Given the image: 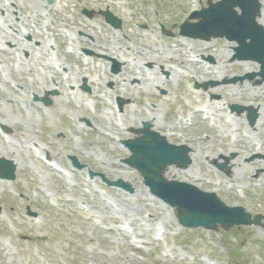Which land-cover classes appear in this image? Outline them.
Instances as JSON below:
<instances>
[{
	"label": "rangeland",
	"instance_id": "rangeland-1",
	"mask_svg": "<svg viewBox=\"0 0 264 264\" xmlns=\"http://www.w3.org/2000/svg\"><path fill=\"white\" fill-rule=\"evenodd\" d=\"M1 4L0 125L10 129L11 140L0 135V157L13 159L18 169L15 179L0 180V264H264V226H180L169 205L149 194L138 172L121 161L129 151L119 143L135 135L129 127L152 119L154 130L171 134L169 142L192 150V165L170 166L171 176L264 215V123L257 127L264 81L256 82L259 75L231 81L257 72L256 62L231 60L233 41L181 36L191 0ZM205 6L206 0L196 5ZM82 8L94 13L87 17ZM106 9L121 19V28L105 23L98 11ZM19 24L29 25L19 41L27 48L2 38L15 35ZM67 45H74L72 54ZM83 48L93 52L90 58ZM102 54L118 61L119 72L109 71ZM83 76L90 91L80 88ZM195 81L206 86L195 88ZM44 90L49 104L30 97L42 98ZM117 97L126 100L120 112ZM231 104L255 109L253 124L247 109L232 111ZM30 145L66 168L67 177L39 162ZM213 160L225 166L218 169ZM99 173L132 190L107 186Z\"/></svg>",
	"mask_w": 264,
	"mask_h": 264
},
{
	"label": "water",
	"instance_id": "water-1",
	"mask_svg": "<svg viewBox=\"0 0 264 264\" xmlns=\"http://www.w3.org/2000/svg\"><path fill=\"white\" fill-rule=\"evenodd\" d=\"M208 2L209 7L193 14L201 18L194 24L198 26L196 36L208 39L213 34L215 37L225 35L228 39H235L239 43L235 48L237 56L258 61L261 64L259 73L264 76V31L255 23L256 15L260 14L257 0H220L215 4ZM235 6L240 7L241 14H237ZM106 17L108 21L120 22L112 19L110 13H106ZM186 26L182 25V33H187ZM247 38L250 39L248 43ZM83 87L86 88V85ZM43 101L49 103L46 97ZM136 132L141 135L125 141L132 154L124 161L141 172L144 183L152 193L176 209V217L181 225L208 229H216L220 225L228 229L233 225L260 222V215L251 218L244 208L225 205L215 193L202 191L185 182L167 180L163 172L169 164L186 167L189 162L186 150L169 144L164 137L150 130L146 122ZM14 170L11 162L0 159L1 178L13 179ZM119 185L124 186L121 183Z\"/></svg>",
	"mask_w": 264,
	"mask_h": 264
},
{
	"label": "bare ground",
	"instance_id": "bare-ground-1",
	"mask_svg": "<svg viewBox=\"0 0 264 264\" xmlns=\"http://www.w3.org/2000/svg\"><path fill=\"white\" fill-rule=\"evenodd\" d=\"M262 16V15H261ZM261 16H260V18H259V21L262 23V21H261ZM20 17V16H19ZM3 35H5V37L7 38V39H9L10 41H12V42H14L15 41V37L14 36H7L6 34H3ZM20 35H22V34H20ZM19 42V41H18ZM16 44V43H15ZM19 48H23V47H28V46H26V44L25 45H17ZM41 86L42 87H44L45 89L47 88V86H45V82L43 81L42 82V84H41ZM49 87V86H48ZM48 89V88H47ZM49 89H54V87L52 88V87H49ZM221 104V103H220ZM222 106V105H221ZM149 121H151V127L153 128L154 127V120H152V119H150ZM262 123H264V111H259V121L257 122V127H260V125L262 124ZM250 146H251V144H249ZM257 151H259V149L257 150ZM190 155H191V159H192V162H191V164L190 165H192V163H193V157H192V151L190 152ZM210 157H213V156H210ZM215 157H213L212 159H214ZM12 160V162L15 164V166H16V169H18V163L16 162V161H14L13 159H11ZM169 172H170V167L166 170V172H165V176H169L170 174H169ZM231 173H232V170H231ZM234 173V172H233ZM123 179H126L125 177H123V176H121ZM171 177V176H170ZM170 179H176V176L174 177H171ZM121 210V209H120ZM122 211V210H121ZM122 213H126V212H124V210L122 211ZM133 223H136L137 222V219H133Z\"/></svg>",
	"mask_w": 264,
	"mask_h": 264
}]
</instances>
